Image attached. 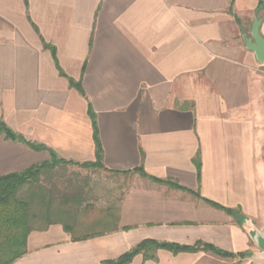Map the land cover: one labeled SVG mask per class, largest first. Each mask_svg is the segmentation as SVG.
<instances>
[{
  "label": "crops",
  "instance_id": "obj_1",
  "mask_svg": "<svg viewBox=\"0 0 264 264\" xmlns=\"http://www.w3.org/2000/svg\"><path fill=\"white\" fill-rule=\"evenodd\" d=\"M255 18L264 38V0H0V122L43 146L0 132V176L50 152L94 162L89 111L103 165L95 179L57 178L52 193L69 201L11 264H103L143 240L199 248L127 264H264Z\"/></svg>",
  "mask_w": 264,
  "mask_h": 264
},
{
  "label": "trees",
  "instance_id": "obj_2",
  "mask_svg": "<svg viewBox=\"0 0 264 264\" xmlns=\"http://www.w3.org/2000/svg\"><path fill=\"white\" fill-rule=\"evenodd\" d=\"M78 87V84H75ZM93 124V138L96 144L95 161L90 163H75L58 158L54 153L48 161L34 164L20 172H13L0 176V264H11L16 259L24 255L27 251L26 239L29 232L34 228H39L40 222L51 219L52 205L57 203L62 205L69 201L67 196L63 198L55 197L52 188L57 186V178L66 180L76 179V183L84 182L78 179L74 172H68L65 169L67 164L77 165L79 167H100L103 168L101 159L102 151L98 144L94 114L89 111ZM0 132L6 137L19 142L26 143L35 150L43 149V146L26 141L22 136L14 133L2 122H0ZM199 170V162H196ZM139 174L145 175L138 168ZM47 185L49 188H47ZM158 248H168L172 250H194L199 248L198 245L193 247L178 246L170 243H159L153 240H143L131 250L120 255L116 259L106 260L103 264H127L137 254L148 250ZM202 249L211 250L220 255H231L226 252L210 246L203 245Z\"/></svg>",
  "mask_w": 264,
  "mask_h": 264
},
{
  "label": "water",
  "instance_id": "obj_3",
  "mask_svg": "<svg viewBox=\"0 0 264 264\" xmlns=\"http://www.w3.org/2000/svg\"><path fill=\"white\" fill-rule=\"evenodd\" d=\"M260 20L255 18L251 27V34L249 38H245L246 47L253 51L258 60L264 61V38L259 34ZM255 240L260 248L264 250V238L256 235Z\"/></svg>",
  "mask_w": 264,
  "mask_h": 264
},
{
  "label": "rangeland",
  "instance_id": "obj_4",
  "mask_svg": "<svg viewBox=\"0 0 264 264\" xmlns=\"http://www.w3.org/2000/svg\"><path fill=\"white\" fill-rule=\"evenodd\" d=\"M100 167L94 166V167H85L84 169L82 168H73L70 167L68 170L70 172H74L75 176L81 180L83 176H89L91 179H95L96 177H99L100 174H103L101 172Z\"/></svg>",
  "mask_w": 264,
  "mask_h": 264
}]
</instances>
